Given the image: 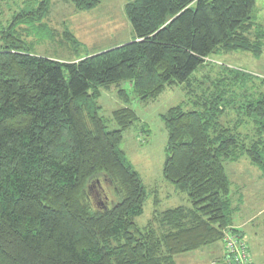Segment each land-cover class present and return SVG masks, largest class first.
Masks as SVG:
<instances>
[{
    "label": "trees",
    "instance_id": "1",
    "mask_svg": "<svg viewBox=\"0 0 264 264\" xmlns=\"http://www.w3.org/2000/svg\"><path fill=\"white\" fill-rule=\"evenodd\" d=\"M53 1L30 0L13 17L16 27L43 29ZM59 1L80 12L100 3ZM125 12L129 42L71 62L34 56L23 38L0 30V264H176L216 243L226 250L227 236L244 243L223 163L245 159L264 181V79L207 60L261 57L256 1L134 0ZM64 39L78 45L68 32ZM214 68L220 80L197 78ZM202 83L212 93L194 98ZM173 87L194 99L161 115L162 175L189 206L156 211L140 228L134 220L147 191L119 149L137 116L117 110L109 130L97 100L115 88L126 104L148 103ZM233 106L235 120L225 125ZM223 261L231 264L227 250Z\"/></svg>",
    "mask_w": 264,
    "mask_h": 264
},
{
    "label": "rangeland",
    "instance_id": "2",
    "mask_svg": "<svg viewBox=\"0 0 264 264\" xmlns=\"http://www.w3.org/2000/svg\"><path fill=\"white\" fill-rule=\"evenodd\" d=\"M133 1L100 0L95 8L80 12L69 4L55 0L50 5L48 19L43 21L45 26L43 29H40L39 25L36 26L39 28L35 27L36 32H34L31 26L16 27V22L13 21V17L18 12H23V9L30 4V0H0V30H8L23 38L20 40L25 42L28 51L34 56L71 62L129 42L132 35L125 6ZM255 1V22L264 24V0ZM33 32L36 33L35 38L31 35ZM66 32L76 39L77 46H71V43L64 39ZM207 62L215 63L216 67L224 65L231 69L238 68L242 72L245 71L247 75L264 79V51L260 58L235 52L228 56L210 58ZM219 69L201 70L197 78H203L209 74L212 79L220 80ZM123 89H126L125 92L133 99L130 92L131 86L125 85ZM222 89L232 90L227 84L223 85ZM212 91L209 83H202L197 93L193 95L196 96L194 98L208 97ZM118 94L115 88L101 91L97 100L98 115L105 121L109 130L117 129L112 119L113 112L128 107L137 116L134 125L123 133L119 149L126 162L138 174L147 191L143 212L134 220L135 224L141 228L147 225L156 211L162 212L177 206H189L187 195L176 191L175 187L166 182L162 175L167 133L161 115L171 107L182 102L187 103L194 98L186 95L178 87L165 90L157 99L148 103L130 99L131 102L126 104L127 102L124 103ZM233 108L234 106L227 108L229 116L221 118L225 125L230 126L231 121L235 120L236 110L234 109V113L230 112ZM248 128H242L240 132L247 134L252 126L249 125ZM223 164L233 184L232 193H235L231 196L232 207L238 208L239 211L233 216L234 223L245 225L241 231L244 234V244H247L249 248L252 263L264 264V181L259 172L247 165L245 159L237 163L224 162ZM104 189L106 192L105 187ZM154 200L158 202V205L154 204ZM217 244L219 243L214 245ZM224 255L226 257L225 247ZM186 264H192V262L187 261Z\"/></svg>",
    "mask_w": 264,
    "mask_h": 264
},
{
    "label": "crops",
    "instance_id": "3",
    "mask_svg": "<svg viewBox=\"0 0 264 264\" xmlns=\"http://www.w3.org/2000/svg\"><path fill=\"white\" fill-rule=\"evenodd\" d=\"M251 168H254V167H251ZM254 169L256 170V172H259L256 168ZM235 226H237V228L239 229H243L245 227L244 224H235ZM224 256H225L224 246L222 243H219L217 245H212V246H209L207 248H204L202 250H199L193 253H188L185 255L178 256L175 258V263L176 264H186L187 261H190L192 262V264H223Z\"/></svg>",
    "mask_w": 264,
    "mask_h": 264
},
{
    "label": "built area",
    "instance_id": "4",
    "mask_svg": "<svg viewBox=\"0 0 264 264\" xmlns=\"http://www.w3.org/2000/svg\"><path fill=\"white\" fill-rule=\"evenodd\" d=\"M225 245L231 264H251L250 254L244 243L235 237L227 236L225 238Z\"/></svg>",
    "mask_w": 264,
    "mask_h": 264
}]
</instances>
